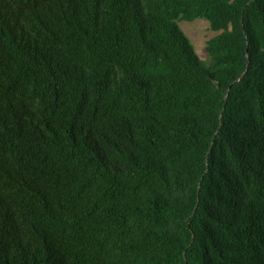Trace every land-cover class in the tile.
<instances>
[{
  "label": "trees",
  "instance_id": "obj_1",
  "mask_svg": "<svg viewBox=\"0 0 264 264\" xmlns=\"http://www.w3.org/2000/svg\"><path fill=\"white\" fill-rule=\"evenodd\" d=\"M0 264H264V0H0Z\"/></svg>",
  "mask_w": 264,
  "mask_h": 264
},
{
  "label": "rangeland",
  "instance_id": "obj_2",
  "mask_svg": "<svg viewBox=\"0 0 264 264\" xmlns=\"http://www.w3.org/2000/svg\"><path fill=\"white\" fill-rule=\"evenodd\" d=\"M179 25L192 41L198 55L204 59L208 58L206 41L219 31L212 30L208 20L202 17L194 20H181Z\"/></svg>",
  "mask_w": 264,
  "mask_h": 264
}]
</instances>
